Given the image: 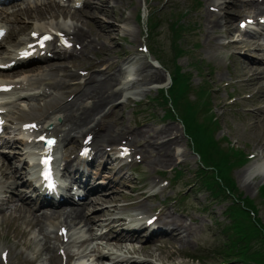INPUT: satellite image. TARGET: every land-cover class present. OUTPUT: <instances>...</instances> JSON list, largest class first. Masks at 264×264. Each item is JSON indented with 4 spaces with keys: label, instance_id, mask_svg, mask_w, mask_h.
Instances as JSON below:
<instances>
[{
    "label": "rangeland",
    "instance_id": "1",
    "mask_svg": "<svg viewBox=\"0 0 264 264\" xmlns=\"http://www.w3.org/2000/svg\"><path fill=\"white\" fill-rule=\"evenodd\" d=\"M88 1L83 10L73 14L74 22L81 24L89 33L87 39L90 42L87 51L73 59L59 60L58 64L62 63L68 70L62 71L63 66H61L57 74L58 79L62 78L61 73L73 75L76 69L91 67L92 62H97L96 59L102 57L105 61L99 63L97 68L91 69L93 75L99 76L98 72L106 75H119L114 86H118L121 81H129L124 90L119 91L113 101L103 106L98 114V116L108 114L110 125L115 128H123L122 133L116 135L114 143L121 139L126 131L131 132L134 129L135 131L143 129L144 137L153 136V140L155 139L156 142L173 137L178 139L171 145L173 159L166 164L150 162L152 157H157L154 148L145 152L149 161L146 160L140 165L119 167L116 164L112 165L107 159L108 162L104 164L107 172L103 173L102 178H98V180L103 181L104 185L110 182L109 184L113 188L99 191L96 197L114 196L116 201L113 203L103 202L97 207H91L90 201H85L87 212H92L91 216L94 220L79 225L81 228L76 229L79 234L76 235L75 240L78 245L81 240H85L87 243L82 247H87L89 248L87 250L91 251L79 261L82 264H112L116 259L119 261L114 264H133L134 261L137 264H154L153 260L199 264L219 261L222 259L217 251L222 241L220 226L226 221L224 210L228 202L215 201L207 190L191 189L187 186V183L193 178V171L198 161V156L191 149V140L187 137L188 135L184 134L182 123L179 120L163 117L164 111L161 105L151 104L149 106L147 104L153 103L150 100L156 96V91L160 86H167L169 83L168 68L171 67L170 65H177L183 71L192 73L190 84L193 90L200 84H207L211 89L209 97L211 109L208 113H211L212 117L215 116L212 119H215L218 124L214 131V138L218 142L222 141V146H225L226 141H223L222 138L227 137V142L241 150L243 154H257L256 157L243 161L242 165L235 166L232 170V177L236 182L237 192L241 193L243 197L253 199L255 216L264 225V202L259 197V187L264 183V173L261 174L260 168L257 170L256 167L258 162H264V73H257L260 71L259 69L264 71V63L259 61L264 57V53L255 52L258 47L256 40H254L256 43L252 44L247 35L234 34L237 32L239 19L250 13L247 11L249 1L220 0V6L225 12L223 17H220L218 13L208 12V4L197 5V0ZM47 2L42 5V11H35L39 16L30 18V24L36 26L56 23L54 19L60 9L58 10V7L54 6L55 2H51V0H47ZM144 6V13L150 11L152 14L150 19L153 21L154 18L158 22L154 28H150L152 27L151 21L147 24L146 15L140 22L139 19L136 21L126 19L127 12H130L131 15L135 14L137 9ZM189 6H192V9L188 12ZM184 11L188 12L187 15L181 16L178 22L185 26L183 30L189 31L188 33H184L183 30L178 32L176 25L172 28L175 19ZM9 19L11 20L12 17ZM212 19L219 21V24L213 29L207 24ZM11 24V28L13 27L14 30L18 28L19 23L11 22ZM138 31L146 36L151 49L155 46L161 57L156 56L168 68L166 65L165 67L161 65L153 67L150 62L157 65L153 56L149 57L135 52L137 45L135 33L137 34ZM222 34L229 36L227 40L240 41L232 47L236 50L244 49V55L235 56L225 48L222 45L225 42V39L221 37ZM258 42L264 47V35ZM195 43L198 45L195 46ZM176 45L184 49L178 57L173 55V46ZM98 46L100 49L97 48ZM95 54L98 55L95 57ZM192 61L199 65H197V69ZM129 68L131 71H128ZM148 70L160 72L162 74L161 81L150 80V76L146 75ZM64 80L67 84L76 82V79L66 77ZM223 82H228L229 85H223ZM68 85L72 86V84ZM245 93L249 94L248 98L244 97ZM233 96L235 100L232 104H228L227 99ZM188 97L193 98L194 96ZM59 98L60 92L48 100L57 101L60 100ZM139 102L145 104L136 108L140 105ZM131 110H134V113ZM164 128H171L172 131L161 134L164 137L159 138V130ZM134 136H136V140L140 138L139 134ZM135 139L136 144L142 142V140L136 141ZM141 147L145 151L143 143ZM14 151H17L16 145L10 147L8 143L0 148V167L3 160L2 153L12 156ZM4 162L6 161L4 160ZM11 163L16 164L18 161L11 160ZM93 166L97 169L102 167L98 161ZM176 169L182 171V175L178 176L177 185L159 198L146 199V206L148 210H152L165 204L167 213L188 225V231H183L178 237L172 234H160L149 241L135 236L136 239H122L119 243L121 248L111 246L108 238L114 236L115 232H105L107 228L102 227L105 224L103 222L105 218L115 216L114 212H110L111 209L116 210V214L119 215L120 211L124 210V203L134 201L142 196V193H137V190L146 184V181L141 180L140 175H150L147 180L149 182L152 176L157 175V171L173 176ZM105 176L109 178H103ZM177 192H181L182 197L177 203H171L169 199H172ZM8 195H10L9 192L6 193V196ZM16 204L20 203L16 202ZM111 204H116V206L113 207ZM10 212L11 205H6L3 213H0V241L5 240L9 245L12 242H15L16 246L27 245L30 256L34 258L36 255V259L30 264H54V262L59 264L54 254L53 242L42 238L46 229H43L42 232H39L36 227L29 229L22 222V218L12 219ZM47 222L48 220L46 224ZM100 233L101 236H99ZM120 235L128 237L129 234L121 231L116 238H119ZM112 242L115 243L114 240ZM75 245V241L71 243L69 246L71 251L77 248V246L74 247ZM45 247L48 250H45ZM23 248L26 249V247ZM18 250L15 248L13 251L19 259L17 264H28L19 258ZM131 251L136 254H127ZM117 253L124 254L119 256ZM101 254L104 255V258L98 259ZM109 254L110 257H108ZM231 264H236V261Z\"/></svg>",
    "mask_w": 264,
    "mask_h": 264
},
{
    "label": "trees",
    "instance_id": "2",
    "mask_svg": "<svg viewBox=\"0 0 264 264\" xmlns=\"http://www.w3.org/2000/svg\"><path fill=\"white\" fill-rule=\"evenodd\" d=\"M177 82L178 78H175L169 91L172 106L165 108V116L174 117L175 113L179 116L184 123L186 133L192 139L195 150L200 152L204 164L210 168L204 177L199 179L201 185L210 189L214 197L231 200L230 220L223 224L221 229L224 235L220 248L221 256L224 258L238 257L240 264H264V238L262 236L264 229L251 219L246 210L251 201L237 194L235 182L231 177V170L237 160L232 153L240 154L241 151L231 144L222 147L220 142L213 140L211 133L214 123L200 128L195 125L193 116L200 107L203 93L195 101H189L183 97L185 88L178 89L175 84ZM161 97L163 103L167 104L168 97L163 93ZM224 139L226 140L225 137ZM262 196H264V186ZM241 234L245 235L242 240H240Z\"/></svg>",
    "mask_w": 264,
    "mask_h": 264
},
{
    "label": "bare ground",
    "instance_id": "3",
    "mask_svg": "<svg viewBox=\"0 0 264 264\" xmlns=\"http://www.w3.org/2000/svg\"><path fill=\"white\" fill-rule=\"evenodd\" d=\"M47 2V0H34L33 2H30L28 4H26L25 6H20L17 7L16 9L13 10V14L15 16V19L20 22L21 24L18 26V28L16 29L17 32L16 33H12L10 32L11 35H14L15 37L17 36V33H19L20 31H23L27 26H28V21L24 22V19H30V18H34L36 16H39V14L35 11H42L43 10V6L45 5ZM264 3H260L258 1H250L248 3V12H261L262 14H264ZM250 36L252 38H255L256 35L254 34H250ZM89 40L86 41L85 45H89ZM251 69H253L251 67ZM128 71H131V68L128 69ZM257 73H261L260 71H258ZM101 72H98V75L96 78L94 77L90 82H88V85L86 86V90H83L81 92H79V96L84 95L86 96V99L84 101L83 107L80 108L77 107V114L79 115L78 120L75 124V129L79 131V129H81L82 127H87L88 123L90 122H94V126H98V132L96 134V138H95V142L96 144H98L100 141L103 140H113L115 138V136L117 134H119L120 132H122V128H113L111 127V125H109L108 123H106L107 120V116H101L99 119H97V121H95V114L96 112L101 109L104 105L108 104L109 102L113 101V99L119 94V91H122L124 86L129 83V81H121L119 82L118 86H114L116 85V83L114 84L115 81H118L117 77H119V75H106V74H102ZM146 75L150 76L149 79L154 81V82H160L162 79V74L158 71H152V70H148L146 72ZM23 77H25V75H23ZM143 82H146L145 80H143ZM59 85V88H64V87H68V86H64L63 84H60V82H56V85ZM122 85V87H121ZM128 85V84H127ZM114 86V87H113ZM113 87V89H112ZM111 89V90H109ZM75 98H77L75 96ZM74 98V99H75ZM87 98H89V100H92L91 103H89V100H87ZM73 99V100H74ZM106 103V104H105ZM71 104V102H70ZM68 106V103H65L63 105V108H66ZM80 106V104H79ZM72 119H74V116L72 117ZM103 120V123H100V120ZM92 126V125H91ZM88 126V127H91ZM102 130V131H100ZM159 138L164 137L161 136V134L163 133H167L169 131H172L171 128H164L159 130ZM172 133V132H171ZM140 135V138H142L144 140L143 142V146L145 148V151H148L150 149H155L156 153H157V157H152V159L150 160V162L152 164H166L169 163L172 159H173V153L171 151V145L173 143H175L177 141V137H173V138H168L167 140H161L160 142H156V140H153V136L148 135L147 138H144V131L143 129H138L137 131H135L134 135ZM166 136V135H165ZM136 137V136H134ZM139 139H135L136 141L140 140ZM16 154H13V157H15ZM6 159L9 160V156L5 157ZM26 165L25 162L21 165V167H12V175L11 178H13L12 182L9 183V185L7 186V188H11V186H14V189L19 185L20 181L21 183L27 184L28 183V179H24L25 177H21V175H24V173L26 172L25 169ZM257 170H261V174L264 173V162H258L256 164ZM11 168V167H10ZM102 169H105V167H103ZM3 173V171L1 172ZM18 174V176H17ZM19 179V180H17ZM110 182H108L109 184ZM98 188L101 187V185L98 184L97 186ZM16 190H19L18 188H16ZM24 192V189H22L19 193V195L21 196L22 193ZM18 196L19 199L25 201L24 197H20ZM81 204V203H80ZM27 205V204H26ZM32 207L29 206H23L21 209V212L23 214L20 213V210L16 207H14V211H18V213L14 216V219L17 218H22V222L25 223L27 226L32 227L33 225H40L39 228H41V223L43 221V219L45 218V220H51V215L55 218L58 219L61 215L64 216L65 220L72 225V227L76 230V229H80L79 225L83 222L92 220L91 217L89 215H87L84 211V207L81 206H76V207H70V208H66V207H62L61 209H53V211L50 213V215H44L41 216V218H39L38 216H34V214L32 213ZM35 210H37L35 208ZM34 210V211H35ZM27 213V214H25ZM46 214V212H45ZM10 216H12L10 214ZM169 217L167 216V214L164 215V217ZM53 221V220H52ZM57 223V222H56ZM55 223V224H56ZM84 225V224H83ZM82 225V227H83ZM185 230L188 231L187 227ZM173 235L174 236H179L180 233L177 231V229H172ZM55 238V237H53ZM45 250H48L47 247L44 248ZM54 264H56V262H54ZM76 264H82L81 262H77Z\"/></svg>",
    "mask_w": 264,
    "mask_h": 264
},
{
    "label": "snow or ice",
    "instance_id": "4",
    "mask_svg": "<svg viewBox=\"0 0 264 264\" xmlns=\"http://www.w3.org/2000/svg\"><path fill=\"white\" fill-rule=\"evenodd\" d=\"M0 35H2V32H0ZM49 143H51V141H49ZM45 163H47V161H45Z\"/></svg>",
    "mask_w": 264,
    "mask_h": 264
}]
</instances>
